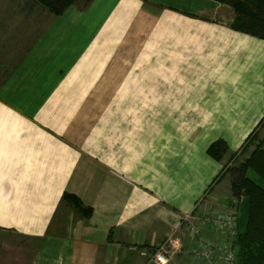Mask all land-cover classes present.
<instances>
[{
	"label": "crops",
	"instance_id": "1",
	"mask_svg": "<svg viewBox=\"0 0 264 264\" xmlns=\"http://www.w3.org/2000/svg\"><path fill=\"white\" fill-rule=\"evenodd\" d=\"M29 15L0 13V231L37 240L27 264H157L166 239L167 264H203L184 217L216 239L200 220L233 206L220 182L264 131V39L217 0H92L34 38Z\"/></svg>",
	"mask_w": 264,
	"mask_h": 264
},
{
	"label": "trees",
	"instance_id": "2",
	"mask_svg": "<svg viewBox=\"0 0 264 264\" xmlns=\"http://www.w3.org/2000/svg\"><path fill=\"white\" fill-rule=\"evenodd\" d=\"M92 0H27L31 4L57 16L69 6L76 5L87 8ZM230 6L239 15L237 24L232 22V29L251 34L264 39V0H217ZM263 123L260 121V124ZM254 140H258L249 154L237 164L224 165L225 172L230 174V195L240 201L242 209L237 219V233L234 238L236 247V264H264V147L258 139L257 131H252L246 137L240 151L245 150ZM229 148L223 139H216L209 144L206 153L216 161H221ZM231 153L229 160L236 158ZM252 171L263 184L248 175ZM62 200L68 202L74 210L84 217H89L92 208L82 203L75 194L64 192Z\"/></svg>",
	"mask_w": 264,
	"mask_h": 264
},
{
	"label": "rangeland",
	"instance_id": "3",
	"mask_svg": "<svg viewBox=\"0 0 264 264\" xmlns=\"http://www.w3.org/2000/svg\"><path fill=\"white\" fill-rule=\"evenodd\" d=\"M25 1H27V0H0V13H1L2 17H3V15L8 14V13H10V14H14V13H27V14L29 13V14H31V15H29V17H27L28 18L27 22L29 21V19L31 20V24H32L31 29L33 30V28H34V30L32 31L33 34H31V35H33V38H34V34L37 32L36 28H40V23L38 21L42 18L43 22H44L45 17L48 16L49 18H52V16H54V15L47 12L46 10L40 8L38 5H34V4H32L31 9L29 10L28 5H27V7L24 6ZM3 21L9 22L8 20H3ZM10 22L12 23V20H10ZM23 23H24V21L22 19L13 20V24H22V27L25 25V24L23 25ZM1 24H2V27L5 25L2 22H1ZM8 26H11V24H8ZM17 26H19V25H17ZM9 29H15V27H9ZM9 46H10V44H9ZM9 48L11 50H18L19 49L18 44L17 45L15 44V46L11 45ZM7 49H8V47H7ZM257 133H258V131H257ZM263 136H264V131L261 130V132L258 133V139L261 140V138ZM257 142H258V140H257ZM253 146H255V145L251 143V147L246 148L244 151H240L239 149H237L235 151V152H237L236 158L233 160H229V159L226 160V163L228 162L227 166L235 165L239 161L243 160L249 154V152L253 149ZM262 146L264 147V141L262 142ZM248 175L251 178H253L254 180H256L258 183L263 184L261 179L257 175H255L252 171H249ZM229 176H230V174H226V176L223 177V179L221 180L220 184L221 185H228V187H229V184H230L229 183ZM219 188H221V187H219ZM222 197H224V196L222 195ZM231 199L233 202V206H230V208L228 210L221 211V212L214 213V214H208V215L204 216V218L202 220H200L201 222L205 223V226L210 227V230H212L215 233L216 239L221 238V234L218 233V230L215 229V227L213 226L212 220L215 219L219 215L228 214L231 216H235L236 222H237L238 215L240 216V214H241L242 209L240 208V201H237L236 199H234L232 197H231ZM184 220H186V222H187V226H186L187 232H189L188 224L193 223L199 227V237H202L204 239H215L214 237H209V236L205 237L202 234L201 226H200V224L197 223L198 219L196 221V219L195 218L193 219V217L191 215H186L184 217ZM53 229H54V226H53L52 230ZM236 231H237V228H236ZM174 238H178V237H174ZM25 239L26 238L19 236V235H16L10 231H8V232L0 231V263H2V264H27L29 261V259H28L29 256L33 254L34 249L38 243H37V240H34V239L32 242H30L28 239L27 240H25Z\"/></svg>",
	"mask_w": 264,
	"mask_h": 264
},
{
	"label": "built area",
	"instance_id": "4",
	"mask_svg": "<svg viewBox=\"0 0 264 264\" xmlns=\"http://www.w3.org/2000/svg\"><path fill=\"white\" fill-rule=\"evenodd\" d=\"M212 224L221 234L220 239L199 237V227L193 223L188 224V235L194 238L193 255L203 264H236L234 243L237 233L236 217L228 214L219 215L212 220ZM181 247L180 240L166 239L156 247L151 261L157 264H167L172 259L173 254L179 251Z\"/></svg>",
	"mask_w": 264,
	"mask_h": 264
}]
</instances>
